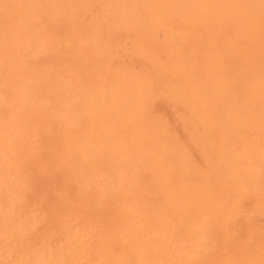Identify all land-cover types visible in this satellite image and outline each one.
Returning <instances> with one entry per match:
<instances>
[{"label": "bare ground", "instance_id": "6f19581e", "mask_svg": "<svg viewBox=\"0 0 264 264\" xmlns=\"http://www.w3.org/2000/svg\"><path fill=\"white\" fill-rule=\"evenodd\" d=\"M0 264H264V0H0Z\"/></svg>", "mask_w": 264, "mask_h": 264}]
</instances>
